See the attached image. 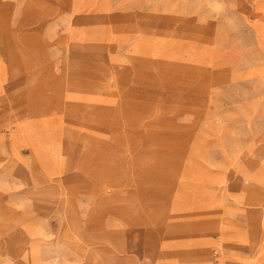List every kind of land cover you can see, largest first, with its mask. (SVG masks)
Listing matches in <instances>:
<instances>
[{
	"label": "rangeland",
	"instance_id": "374dc122",
	"mask_svg": "<svg viewBox=\"0 0 264 264\" xmlns=\"http://www.w3.org/2000/svg\"><path fill=\"white\" fill-rule=\"evenodd\" d=\"M215 249L264 264V0H0V264Z\"/></svg>",
	"mask_w": 264,
	"mask_h": 264
},
{
	"label": "built area",
	"instance_id": "2783aa9c",
	"mask_svg": "<svg viewBox=\"0 0 264 264\" xmlns=\"http://www.w3.org/2000/svg\"><path fill=\"white\" fill-rule=\"evenodd\" d=\"M219 254L220 253L218 252V249H215L213 251V259L211 261V264H222L219 259Z\"/></svg>",
	"mask_w": 264,
	"mask_h": 264
},
{
	"label": "bare ground",
	"instance_id": "6f19581e",
	"mask_svg": "<svg viewBox=\"0 0 264 264\" xmlns=\"http://www.w3.org/2000/svg\"><path fill=\"white\" fill-rule=\"evenodd\" d=\"M204 248H205V246H202V248L199 249V255H200L201 260H202V257H203ZM261 256H262V255H261ZM262 260H263V258H262Z\"/></svg>",
	"mask_w": 264,
	"mask_h": 264
}]
</instances>
